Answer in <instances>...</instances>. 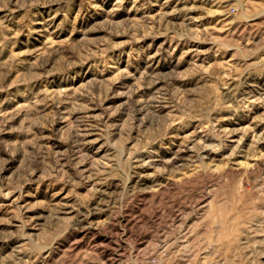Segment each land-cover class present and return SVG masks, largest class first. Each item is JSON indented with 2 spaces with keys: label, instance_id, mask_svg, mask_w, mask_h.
<instances>
[{
  "label": "rangeland",
  "instance_id": "374dc122",
  "mask_svg": "<svg viewBox=\"0 0 264 264\" xmlns=\"http://www.w3.org/2000/svg\"><path fill=\"white\" fill-rule=\"evenodd\" d=\"M0 264H264V0H0Z\"/></svg>",
  "mask_w": 264,
  "mask_h": 264
},
{
  "label": "bare ground",
  "instance_id": "6f19581e",
  "mask_svg": "<svg viewBox=\"0 0 264 264\" xmlns=\"http://www.w3.org/2000/svg\"><path fill=\"white\" fill-rule=\"evenodd\" d=\"M178 5V4H177Z\"/></svg>",
  "mask_w": 264,
  "mask_h": 264
}]
</instances>
